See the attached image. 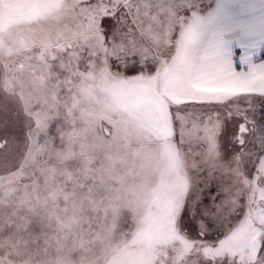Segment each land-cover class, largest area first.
<instances>
[{
	"label": "snow or ice",
	"instance_id": "1",
	"mask_svg": "<svg viewBox=\"0 0 264 264\" xmlns=\"http://www.w3.org/2000/svg\"><path fill=\"white\" fill-rule=\"evenodd\" d=\"M0 264H264V0H0Z\"/></svg>",
	"mask_w": 264,
	"mask_h": 264
}]
</instances>
